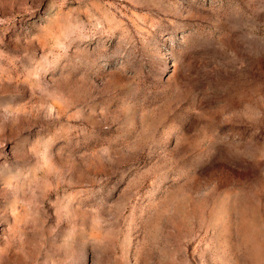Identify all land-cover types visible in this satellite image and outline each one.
<instances>
[{"label":"rangeland","instance_id":"1","mask_svg":"<svg viewBox=\"0 0 264 264\" xmlns=\"http://www.w3.org/2000/svg\"><path fill=\"white\" fill-rule=\"evenodd\" d=\"M0 264H264V0H0Z\"/></svg>","mask_w":264,"mask_h":264}]
</instances>
